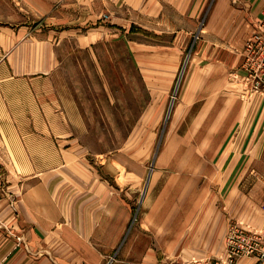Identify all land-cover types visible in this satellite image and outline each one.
<instances>
[{"label":"crops","instance_id":"0c3cea01","mask_svg":"<svg viewBox=\"0 0 264 264\" xmlns=\"http://www.w3.org/2000/svg\"><path fill=\"white\" fill-rule=\"evenodd\" d=\"M21 1L35 13L49 15L48 23L50 20L53 25L59 18H67L64 13L69 11H104L100 5L104 2L109 5L106 10L123 12L131 26L137 22L146 30L157 28L156 36H148L146 31L141 39H175V45L184 39H197L190 56L195 81L190 92L196 95L179 121L186 126L175 134L182 140H224V157H232L226 170L240 173L236 181L225 183L224 224L239 220L264 231V95L246 99L240 94L242 84L232 81L233 73L245 76L243 52L263 20L264 0ZM136 12L141 13L139 20L127 16ZM41 28L34 33L0 28V160L5 163L10 183L4 200L7 207L2 204L0 212V264H190L200 256L197 253L211 252L212 210L190 212L194 203L180 187L181 169L176 165L162 171L167 179H160V175L139 201L140 212L134 223L130 197L117 195L116 188L99 180L90 165L80 169L81 165L67 163V155L74 156L70 153L72 141L78 138L77 131L56 126L74 122L55 110L66 105L57 96L54 72L58 70L61 45L67 39L86 36L78 30ZM130 32L125 31L121 38L137 39ZM24 58L29 60L28 66H16ZM38 58L45 62L37 63ZM215 92L224 93V98L215 99ZM200 93H205L204 97ZM26 99L28 107L45 108L46 116L17 117L7 110L14 101L25 105ZM37 121L49 124V130L38 133L15 126ZM38 138L56 140L54 146L60 149L37 155L38 146L30 140ZM69 167L90 171L92 179L88 175L82 179L84 173L77 178L70 174L71 179L62 177L64 170H71ZM20 182L24 193L19 213L12 215L8 206ZM198 221H203L200 228ZM237 264L264 261L246 258Z\"/></svg>","mask_w":264,"mask_h":264},{"label":"rangeland","instance_id":"374dc122","mask_svg":"<svg viewBox=\"0 0 264 264\" xmlns=\"http://www.w3.org/2000/svg\"><path fill=\"white\" fill-rule=\"evenodd\" d=\"M100 5L104 11H69L64 13L67 18H59L53 25L50 20L48 23L49 15L35 13L21 0H0V28L34 33L48 26L58 30H78L86 36V39L80 40L67 39L61 45L58 70L54 72L53 84L57 88V96L66 105L55 110L69 115L74 122L56 126L77 131L78 139L72 141L74 149L70 152L74 156L67 155V163L82 167L90 165L101 178L96 176V179L110 182L116 188L117 195L130 197L133 201L134 223L140 212L139 201L146 196L162 171L176 165L181 169L178 172L182 175L180 187L194 203L190 206V212L212 210L213 217L212 251L197 253L200 256H197V260L191 259L190 264H198V260L237 264L246 258L264 261V231H256L251 225L239 220H228L224 224L225 183L236 181L240 174L226 170L232 157H224V140H182L175 134L182 132L186 126L179 124V121L186 115L188 105L194 99L192 96L196 95L190 92L195 82H192L194 76L190 56L197 39H184L176 45L175 39H141L146 36V31L149 32L148 36H156L157 28L146 30L137 22L131 26L124 20L127 17L123 12L106 10L108 3ZM127 16L139 20L141 13ZM127 30L137 39H122ZM25 50L28 51V48ZM31 62L34 63L33 60ZM36 62L45 61L38 58ZM28 64L29 60L24 58L19 59L16 66L27 67ZM235 76L233 73V83ZM22 91H25V87H22ZM21 94L25 95L24 92ZM223 94L213 93L215 99L224 98ZM204 95L200 93V97ZM258 95H264V90ZM7 110L17 117L24 114L45 117L48 113L42 107H28V99L25 105L14 101V105ZM40 122L29 125L17 123L15 126L38 133L49 130V124ZM10 125L6 124L7 127ZM30 142L38 146L36 153L44 154L42 156L58 147L54 146L57 141L53 139L38 138ZM68 169L71 170L61 173L62 177L71 179L70 174L77 178L84 173L80 176L82 179H87V175L92 179V173L88 170ZM0 172L8 178L2 160ZM162 178L165 177L161 175ZM16 190L14 197L19 213L23 183L20 182ZM131 190L135 191L131 194ZM3 201L1 205L6 208L8 203L4 205L6 201ZM8 211L16 215L10 206ZM197 223L200 228L203 221ZM250 237L253 238L252 248L247 243ZM256 243L258 249H253ZM185 258L189 259L187 255ZM112 261H116L115 257Z\"/></svg>","mask_w":264,"mask_h":264},{"label":"built area","instance_id":"2783aa9c","mask_svg":"<svg viewBox=\"0 0 264 264\" xmlns=\"http://www.w3.org/2000/svg\"><path fill=\"white\" fill-rule=\"evenodd\" d=\"M242 69L245 71V76H235L233 79L242 84V96L252 98L260 94L261 91L264 90V18L246 42L243 52ZM9 189L8 179L0 172V206L1 202L7 198V191ZM10 208L15 214L18 213L14 195L11 197ZM237 232H239V230H237ZM22 240V238H18L19 243L22 242ZM252 241V237L247 241L251 248ZM257 247L258 245L256 243L253 249H258Z\"/></svg>","mask_w":264,"mask_h":264},{"label":"water","instance_id":"95a60500","mask_svg":"<svg viewBox=\"0 0 264 264\" xmlns=\"http://www.w3.org/2000/svg\"><path fill=\"white\" fill-rule=\"evenodd\" d=\"M173 105V104H172ZM171 109H172V106H171V108H170V112H171ZM169 115H170V113H169ZM168 118H169V116H168Z\"/></svg>","mask_w":264,"mask_h":264}]
</instances>
